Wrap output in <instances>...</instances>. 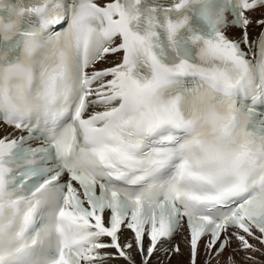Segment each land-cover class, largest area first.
<instances>
[{
	"label": "snow or ice",
	"instance_id": "snow-or-ice-1",
	"mask_svg": "<svg viewBox=\"0 0 264 264\" xmlns=\"http://www.w3.org/2000/svg\"><path fill=\"white\" fill-rule=\"evenodd\" d=\"M258 9L0 0V264H264Z\"/></svg>",
	"mask_w": 264,
	"mask_h": 264
},
{
	"label": "bare ground",
	"instance_id": "bare-ground-1",
	"mask_svg": "<svg viewBox=\"0 0 264 264\" xmlns=\"http://www.w3.org/2000/svg\"><path fill=\"white\" fill-rule=\"evenodd\" d=\"M103 2H105L106 0H102ZM264 12V9H258L255 13H252L251 15H253L254 17H259L261 15V13ZM250 31L255 34L257 33L259 30L258 28H256L254 25L252 28H250ZM117 59V57H113V56H109L108 57V61L111 62L113 60ZM101 66H109V65H101ZM10 129H6V131H9ZM184 234L185 233H181L178 234L175 238H174V242H178V245H180L181 247V252L182 254L179 256H173L171 258V260L167 259L162 253H158L154 256V258L152 259L151 264H160V262H162V264H188V254H187V248H186V244H185V240H184ZM130 236V233L128 232H124L123 233V237L127 238ZM255 243V242H254ZM259 246V245H257ZM168 247V246H167ZM203 248V241L201 242V249ZM228 255V252L226 251L224 253V257H226ZM224 257H221V260H223ZM258 259H260L261 261H264V257H260L258 256ZM139 261V257H137V262ZM204 261V256L203 254H201L200 256V264H203ZM113 264H125L123 259L120 260H115L112 261Z\"/></svg>",
	"mask_w": 264,
	"mask_h": 264
}]
</instances>
